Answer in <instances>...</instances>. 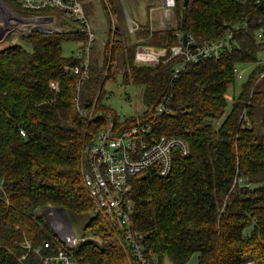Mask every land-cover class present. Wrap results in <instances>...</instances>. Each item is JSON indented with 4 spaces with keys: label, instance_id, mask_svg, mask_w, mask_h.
<instances>
[{
    "label": "trees",
    "instance_id": "1",
    "mask_svg": "<svg viewBox=\"0 0 264 264\" xmlns=\"http://www.w3.org/2000/svg\"><path fill=\"white\" fill-rule=\"evenodd\" d=\"M4 1L23 15H62L52 7L28 10L17 0ZM100 2L107 41L102 57L90 55V77L80 85L67 66H81L84 58L64 55L63 43L77 40L85 48L82 32H22L0 48V264H45L60 249L72 251L75 264H126L129 258L143 264L125 242L124 228L94 213L83 180L88 150L111 119L116 132L151 123L155 138L180 135L191 145L170 175L148 168L130 179L132 228L149 264L166 258L187 264L194 254L195 264L264 262V142L256 127L264 111V44L253 23L264 19V2L176 0V26L153 29L147 22L134 33L118 22L113 29L111 13L126 23L121 0ZM245 21L251 26L238 35V48L189 65L174 81L179 59L135 64L139 44L170 49L180 42L177 32L204 44ZM246 63L255 66L226 113L235 69ZM119 74L125 84L144 86L142 114L121 117L103 101L105 82ZM161 102L172 112L158 114ZM244 114L251 125L243 126ZM51 206L64 208L71 222L86 219L84 242L71 248L60 238L45 215Z\"/></svg>",
    "mask_w": 264,
    "mask_h": 264
},
{
    "label": "built area",
    "instance_id": "2",
    "mask_svg": "<svg viewBox=\"0 0 264 264\" xmlns=\"http://www.w3.org/2000/svg\"><path fill=\"white\" fill-rule=\"evenodd\" d=\"M20 5L28 10H39L44 8H56L62 13L65 25L56 22L55 15H17L28 27L24 32H31L34 28H41L48 32L67 31L82 32L87 35L88 43L85 48L76 52L77 56H83L81 66H67V70L79 74V85L90 77L89 63L92 44L97 39L96 29L87 13L83 0H17ZM262 3L264 0H256ZM176 0H162L159 5L162 19H174ZM44 16H53V20H47ZM129 18V17H128ZM176 20V17H175ZM176 22V21H175ZM256 26L257 37L264 44V19L253 21ZM251 23L248 21L235 24L223 37L216 41L198 44L193 35H185L177 32L180 42L170 49L166 47H154L139 44L135 53V64L157 65L160 62L179 59L172 71L173 81L184 74L188 66L194 63L205 62L208 59H219L226 50L232 51L239 46L238 35L248 30ZM130 33H134L139 24L127 20ZM184 37L187 42H184ZM6 39L0 37V43ZM84 53V55L82 54ZM264 62V49L262 52ZM235 71L243 75V70ZM264 76V73L262 74ZM51 86L58 88V82L52 81ZM157 113H170L172 110L161 102ZM93 116V110L89 119ZM245 125H251L247 114L243 115ZM191 153L189 141L180 135H162L155 138L151 123H141L121 132H116L115 122L111 119L109 126L101 130L94 144L89 148L85 165L83 166L84 184L93 200L94 213L99 214L110 226H122L124 228L125 242L132 246L143 264H149L143 254V245L132 228L131 213L133 203L129 197L131 190L130 179L132 176L148 169L154 168L158 175L168 176L171 174L176 157H187ZM54 212V218L51 217ZM46 218L52 220L49 223L60 238L71 248H75L86 238L78 237L66 223L62 212L52 208L45 210ZM75 230V229H74ZM93 238V237H90ZM101 241L100 238H95ZM125 247L124 241H120ZM30 246V244H28ZM49 246V242L45 243ZM45 264H75L73 252L60 249L58 254L48 256L44 259ZM126 264H133L129 258ZM244 264H264L248 259Z\"/></svg>",
    "mask_w": 264,
    "mask_h": 264
},
{
    "label": "rangeland",
    "instance_id": "3",
    "mask_svg": "<svg viewBox=\"0 0 264 264\" xmlns=\"http://www.w3.org/2000/svg\"><path fill=\"white\" fill-rule=\"evenodd\" d=\"M6 7L7 11L4 14L0 13V37L6 39L0 43V48L9 45L14 42L15 36L20 34L28 28L22 20L17 18L18 12L13 10L4 0H0ZM124 5L125 22L120 21L115 13L112 15V25L115 30L116 24L127 27V20L139 24V28H142L143 24L149 22L153 29H166L176 26L175 17L172 20L162 19L161 12H159V5L162 0H121ZM86 10L89 12L91 22L96 29L97 39L92 44L91 57H102V51H104L107 41L108 22L105 16L104 9L100 0H83ZM2 14V15H1ZM17 14V15H16ZM23 15V14H20ZM28 16V15H25ZM175 16V15H174ZM56 22L64 24V17L61 14H56ZM129 17V18H128ZM18 22V23H17ZM116 23V24H115ZM21 24V25H20ZM23 25V27H22ZM138 28V29H139ZM67 32V31H65ZM128 32H130L128 30ZM132 34V38H133ZM7 43V44H6ZM133 43V42H130ZM26 48L31 49L29 45H25ZM83 44L77 40H69L63 43V53L66 56L72 55L74 52L81 50ZM255 66L254 63L240 64L238 70H243V75L237 72L236 82L230 86L228 90V107L226 113L231 109L232 103L236 96L241 91L243 82L248 78L251 70ZM259 84L264 90V77L260 79ZM144 86L135 84H125L123 82L122 74H119L116 80H107L104 84L103 101L107 103L114 111L121 117L138 116L146 110V105L143 100ZM264 101V100H263ZM261 111V109H260ZM264 111H261L260 122L256 123L257 131L260 139L264 142ZM51 217L54 216V212H51ZM54 218V217H52ZM51 222L50 218H48ZM86 219L81 217H73L72 223L78 237L84 235V225ZM53 222V221H52ZM197 260V254H194L187 264H195ZM165 264H172L171 261L166 258Z\"/></svg>",
    "mask_w": 264,
    "mask_h": 264
},
{
    "label": "water",
    "instance_id": "4",
    "mask_svg": "<svg viewBox=\"0 0 264 264\" xmlns=\"http://www.w3.org/2000/svg\"><path fill=\"white\" fill-rule=\"evenodd\" d=\"M189 2H190V0H185V5H188ZM44 18L47 19V20H50V21L53 20V16H44ZM34 30H36V31H42V32H48V31L43 30V29H41V28H34ZM184 42H185V43L187 42V38H186V37H184ZM50 208L54 209L55 211H60V212L63 213L67 225H68L69 228L72 230L73 235H75L76 232H75V230H74L73 223L71 222V220H70V218H69V216H68L66 210H65L64 208H62V207H53V206H51Z\"/></svg>",
    "mask_w": 264,
    "mask_h": 264
},
{
    "label": "bare ground",
    "instance_id": "5",
    "mask_svg": "<svg viewBox=\"0 0 264 264\" xmlns=\"http://www.w3.org/2000/svg\"><path fill=\"white\" fill-rule=\"evenodd\" d=\"M6 12H9V11H7V9H6V7H5V5L0 1V13H2V14H4V13H6ZM1 14V15H2ZM23 22V21H22ZM18 23V22H17ZM21 25V24H20ZM1 26V25H0ZM22 27H23V25H22ZM7 44V43H6Z\"/></svg>",
    "mask_w": 264,
    "mask_h": 264
},
{
    "label": "crops",
    "instance_id": "6",
    "mask_svg": "<svg viewBox=\"0 0 264 264\" xmlns=\"http://www.w3.org/2000/svg\"><path fill=\"white\" fill-rule=\"evenodd\" d=\"M19 37V36H18ZM18 37L17 36H15L13 39V41L15 42L17 39H18Z\"/></svg>",
    "mask_w": 264,
    "mask_h": 264
}]
</instances>
